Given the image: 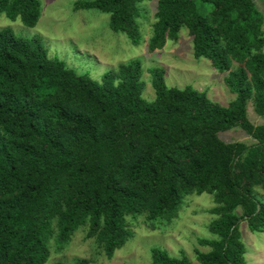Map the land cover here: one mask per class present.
<instances>
[{"label":"trees","instance_id":"obj_1","mask_svg":"<svg viewBox=\"0 0 264 264\" xmlns=\"http://www.w3.org/2000/svg\"><path fill=\"white\" fill-rule=\"evenodd\" d=\"M154 0H90L74 11L108 14L110 28L141 42L142 4ZM159 0L150 52L178 42L183 28L194 57L226 76L228 106L191 86L169 87L167 70L150 69L153 100L145 97L142 60L122 63L101 81L53 57L38 36L0 31V264H46L53 245L66 250L75 236L94 239L112 260L131 237L130 219L149 228L177 220L194 195L213 196L200 240V264H248L241 222L264 233V14L256 0ZM0 13L33 28L39 0H0ZM240 129L254 142L226 143ZM242 211V215L238 214ZM93 258L55 264H94ZM152 264H193L166 249Z\"/></svg>","mask_w":264,"mask_h":264},{"label":"rangeland","instance_id":"obj_2","mask_svg":"<svg viewBox=\"0 0 264 264\" xmlns=\"http://www.w3.org/2000/svg\"><path fill=\"white\" fill-rule=\"evenodd\" d=\"M41 17L33 28L24 26L19 19L11 20L0 13V31L12 30L16 35L31 38L40 37L53 57H59L75 67L80 73H88L92 78L101 81L110 69L117 68L122 63L140 59L145 67L143 77L146 83L145 97L153 100L155 97L151 85L150 69L162 67L167 70L166 83L169 87L185 88L191 86L224 106L235 99L225 84L226 76L220 75L205 58L194 57L192 38L187 28H183L178 42L169 41L163 50L150 52L153 36L155 13L159 0L144 2L140 19L142 38L135 46L130 38L123 33H115L110 28V16L98 11L75 12L77 2L90 0H39ZM200 15L207 16L212 5L196 0ZM257 9L264 14V0H256ZM248 119L253 125H262L264 121L257 117L252 105L247 108ZM226 143L243 142L250 145L254 142L240 129H232L219 134ZM258 197L264 201V190L257 189ZM187 206L179 218L171 224L158 223V228H149V222L144 217L130 219L131 237L119 249L112 260L97 255L98 249L94 239H87L85 233L75 236L73 243L64 251L58 252L53 245L51 257L46 264L58 261L73 262L77 258H93L94 264H152V250L166 249L174 257L186 255L193 264H200L196 251H208L210 247L201 246L200 240L213 239L208 227L216 220L209 214L215 207L211 195H194L187 201ZM242 215V211L238 210ZM241 232L247 247L246 260L248 264H264V233L251 232L246 222H241Z\"/></svg>","mask_w":264,"mask_h":264}]
</instances>
